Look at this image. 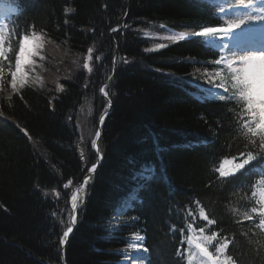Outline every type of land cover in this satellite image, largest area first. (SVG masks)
Wrapping results in <instances>:
<instances>
[{
    "label": "trees",
    "instance_id": "1",
    "mask_svg": "<svg viewBox=\"0 0 264 264\" xmlns=\"http://www.w3.org/2000/svg\"><path fill=\"white\" fill-rule=\"evenodd\" d=\"M1 1L18 12L0 26V264H110L134 233L145 236L147 264H187L196 240L232 264H264V228L252 212L264 192L261 134L244 126L247 120L255 128L235 95L236 68L204 38L150 50L140 36L151 22L179 35L222 25L217 8L203 0ZM30 32L42 37L44 66L37 69L44 83L35 73L5 97L18 40ZM217 84L225 91L214 97L192 94ZM101 85L111 99L102 158L62 249L69 192L96 161L91 141L108 108ZM249 152L257 159L243 171L228 180L219 175L224 161L234 167ZM148 167L154 171L139 200L111 230L114 205Z\"/></svg>",
    "mask_w": 264,
    "mask_h": 264
},
{
    "label": "snow or ice",
    "instance_id": "2",
    "mask_svg": "<svg viewBox=\"0 0 264 264\" xmlns=\"http://www.w3.org/2000/svg\"><path fill=\"white\" fill-rule=\"evenodd\" d=\"M241 4L244 7H248L251 4V0H249L248 5L243 4V0H241ZM73 9L66 8L65 12L70 13ZM223 11V9H221ZM252 22H259L261 20H264V17L262 16H250L248 18ZM244 20H238V21H229L227 22L226 27H204L200 31H197L195 33H182L178 37H169V39H172L174 41L183 40L188 37H201V38H209V41L211 42L212 39L216 38L218 35H229L234 30L239 29L242 24H244ZM118 29H113V31H117ZM33 41V50L29 52L28 57L23 59L22 61V55L25 52V42L29 40ZM40 38L36 36L35 33H33L32 37H29L25 35L21 41H20V54L16 57V67L15 71L11 73L12 80H11V87L13 91H16L19 87H23L24 84L27 82V72L25 71V66L33 64L34 61L32 60V57L37 54L36 49L40 47L39 44ZM3 42V28H0V43ZM161 47V46H158ZM89 53L92 52V49L88 50ZM147 51V50H146ZM4 53L2 50H0V56H2ZM99 59V57H97ZM240 62L244 64V68L236 69L233 72L232 80H233V87L237 89L235 95L239 100L243 101L244 104V111L247 113V115L251 118L252 123L255 124V128L249 126V122L245 121V128L247 129V132L252 135H256L257 133L261 134V142H260V159H264V95H262V85H264V51L255 52L249 55H246L244 57L240 58ZM113 63L115 64V59L113 60ZM124 63H128L127 60L124 61ZM217 65L221 63V60L216 61ZM84 69H87L89 72L92 71V69L89 66L88 59L85 60L83 64ZM242 72V74H240ZM3 74V69H0V76ZM19 76V80L17 79ZM36 83H39V80L36 81ZM217 87L223 88V84L218 85ZM57 91H63V85H57ZM101 93H107L105 92V88L100 89ZM221 100L224 99V96L222 95ZM50 106L52 105V102L49 101ZM110 107V102H109ZM54 110V108H53ZM105 117L101 116L100 121L101 124L103 123ZM101 135L100 131L97 130L96 137L98 138ZM92 147L97 150V159H101L102 156L99 152V149L97 148V139H93L91 141ZM257 159V157H254L251 152L247 154V159L243 160L242 163L237 164L234 166V169L232 172H227L218 169L219 175L225 179L228 180L231 177L236 176L240 171H243L247 166H249L253 160ZM97 168V164H92L90 168H88L89 175L85 177L84 183L81 184L75 193H73L71 200H72V209H73V215H72V222L73 225L75 224L77 217L75 215L76 211L78 210L79 206L82 205L83 199L81 197V193H85V190L87 188V185L89 184V181L92 178V175L94 174L95 170ZM149 171H152L151 169L145 168L143 170L142 174H146ZM145 179H150V176L144 175ZM71 181H69V184ZM68 185H65V188H67ZM261 207L260 208H252V212L259 213L260 220H259V227L264 228V192H262L261 195V201H260ZM129 206L126 205L124 210H127ZM206 218V217H205ZM246 219H251L250 216L245 215ZM209 223H213V221H209ZM73 230L72 226H69L67 231L64 232L63 237L60 239V244L63 245L66 241V239L69 236V233H71ZM213 236H215V233H213ZM206 239L210 240L211 237H207ZM135 243L130 245L131 248L138 249L140 242L144 240L143 236H135L134 237ZM189 243H192L191 239L189 240ZM196 247L199 249L200 253L203 254L208 258L210 261V264H230V258L226 257L224 260L219 259V257H213L208 249L200 243L196 244ZM227 247V242L224 245L218 246L216 251L217 253H222ZM144 251H147V249H144Z\"/></svg>",
    "mask_w": 264,
    "mask_h": 264
},
{
    "label": "rangeland",
    "instance_id": "3",
    "mask_svg": "<svg viewBox=\"0 0 264 264\" xmlns=\"http://www.w3.org/2000/svg\"><path fill=\"white\" fill-rule=\"evenodd\" d=\"M227 11H228V8H224L223 7V13L224 14H226V15H228L227 17H228V22L229 21H238V20H243L245 17H247V16H254V15H256V16H258L259 14L258 13H254V14H251L250 12H249V10H245V11H233V12H231V14H227ZM243 26V24L241 25V27ZM241 27L239 28V29H241ZM239 29H236V30H234L231 34H229V35H224L222 38H220V39H217V38H214V39H212V41H215V43H216V40H219L218 41V45H217V47H218V49L220 50V51H222V56L224 57V59L226 60V61H228L229 63H237V64H239V65H243L244 66V64H242L241 62H240V58L241 57H244V56H246V55H249V54H252L253 52L252 51H250V50H236V49H234V48H232V47H229V49H231V52L233 53V54H228L226 51L228 50V46L230 45V44H234V43H238V41L239 40H243V39H241V33H240V31H239ZM169 34V32L168 31H164L163 33H162V35L163 36H161V34H159V35H157V36H160V38H162V40L160 41V43L159 44H157V46H161V45H164V43L165 42H167V39H169V37H167V35ZM153 35H156V33L154 32V34ZM211 41V42H212ZM208 42H210L209 41V38H208ZM210 42V43H211ZM26 43H33V41L30 39L29 41H27ZM38 49H40V47L38 48ZM38 49H36V52H38V54H40V51L38 50ZM40 56V55H39ZM38 64H41L40 66H42L43 67V65H44V63H43V59H41V61H40V63L38 62ZM29 66V68H28V70L26 69V72H27V77L28 76H30V75H32L33 74V72H37V73H39L40 74V72H42V71H37L35 68H34V63L33 64H30V65H28ZM39 74H37V80H39V83L38 84H43L44 82H43V79H41V76L39 75ZM27 77H26V79H27ZM9 92H11V91H9ZM7 95V94H9V93H4V95ZM218 169H220V170H223V171H227V172H232L233 171V169H234V167H231L230 166V160H226V161H224L223 163H222V166H220ZM197 243H200L199 241H194L193 243H192V253L194 254V256H196V254H197V252H198V248L196 247V244ZM132 244H134L133 242H131L129 245H132ZM131 249H134V248H131ZM121 250V249H120ZM119 250V251H120ZM226 257L225 256H222L221 257V260H224ZM194 264H210V261L208 262V261H204V260H202L201 261V263H200V261H199V259L197 258V260L194 262ZM230 264H232L231 262H230Z\"/></svg>",
    "mask_w": 264,
    "mask_h": 264
},
{
    "label": "bare ground",
    "instance_id": "4",
    "mask_svg": "<svg viewBox=\"0 0 264 264\" xmlns=\"http://www.w3.org/2000/svg\"><path fill=\"white\" fill-rule=\"evenodd\" d=\"M229 3L232 6H243L241 4V0H229ZM244 5L249 4V0H243ZM247 9L256 8L257 10H261L262 14L260 16L264 17V0H251V4L246 7ZM246 17L243 19L245 21L244 26L242 27V32L245 35V38H256L260 40H264V20L259 22H252ZM144 252L142 249H130V251L126 254V260L120 261L119 264H144Z\"/></svg>",
    "mask_w": 264,
    "mask_h": 264
},
{
    "label": "water",
    "instance_id": "5",
    "mask_svg": "<svg viewBox=\"0 0 264 264\" xmlns=\"http://www.w3.org/2000/svg\"><path fill=\"white\" fill-rule=\"evenodd\" d=\"M97 139V145H98V138H96ZM95 151H96V153H97V150L95 149ZM98 163H99V160L97 161V165H98ZM89 175V173H86L85 175H84V177L81 179V181L76 185V189L82 184V182H83V180H84V178L86 177V176H88ZM73 212V211H72ZM71 226L73 227V222H72V224H71ZM70 234V233H69Z\"/></svg>",
    "mask_w": 264,
    "mask_h": 264
}]
</instances>
